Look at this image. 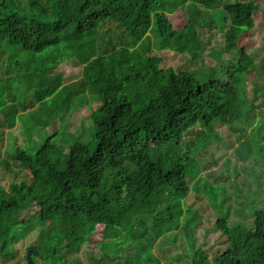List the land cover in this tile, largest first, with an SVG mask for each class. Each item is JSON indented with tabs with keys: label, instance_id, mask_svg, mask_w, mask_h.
<instances>
[{
	"label": "trees",
	"instance_id": "1",
	"mask_svg": "<svg viewBox=\"0 0 264 264\" xmlns=\"http://www.w3.org/2000/svg\"><path fill=\"white\" fill-rule=\"evenodd\" d=\"M227 1L214 0L208 9ZM184 5L189 20L177 29L170 14ZM202 8L192 0H0L1 52L21 46L43 54L65 44L77 54H88L92 43L97 45L96 55L83 67L87 92L74 97L73 103L77 109L91 99L100 101L90 113L92 138H75L68 152L53 136L33 151L0 152V169L12 179L7 186L0 184V220L6 218L0 233V264L15 257L17 244L37 224L55 221L69 226L70 242L49 254L29 246L24 264H72L71 256L83 252L100 224L105 225V237L93 264H264V209L254 213V229L233 226L229 215L218 211L217 224L231 248L215 260L202 248L166 253L173 246L170 235L178 230L194 246L195 227L201 220L193 224L196 212L187 202L190 189L198 196L207 195L216 209L220 205L215 184L219 172L196 177L190 165L197 161L193 146L199 139L221 140L213 127L218 122H247L251 100L264 94V57L259 60V74L249 79L252 97L239 63L245 52L239 41L254 25V3L247 0V11L237 23L222 15L208 16ZM151 12L152 25L144 35ZM108 25L122 30L127 41L118 37L109 45ZM207 25L222 29L226 46L235 50L233 57H223L217 65L200 63L198 53L205 46L200 31ZM187 41L196 45L195 51ZM154 48L191 53L200 65L165 72L157 62L145 59ZM54 79L46 75L43 83ZM138 94L141 101L134 97ZM8 104L0 103V112L10 130L36 105ZM193 131L197 135L188 137ZM168 143L186 144L187 150L165 151ZM140 151L147 158L140 159ZM236 152L242 161H264V111ZM21 169L29 171L30 181L19 178ZM32 208L36 214L23 220V213Z\"/></svg>",
	"mask_w": 264,
	"mask_h": 264
},
{
	"label": "rangeland",
	"instance_id": "2",
	"mask_svg": "<svg viewBox=\"0 0 264 264\" xmlns=\"http://www.w3.org/2000/svg\"><path fill=\"white\" fill-rule=\"evenodd\" d=\"M203 7L209 15H222L227 22L237 23L247 11V0H228L215 10L208 9L214 0H192ZM254 3V25L248 28L240 37L239 44L245 52L239 59V63L248 79L245 87L250 97L253 92L249 89V79L259 74V60L264 57V0H250ZM171 20L177 29L183 28L188 20V6L184 5L170 14ZM148 34L152 25V12L149 13ZM107 43L117 42L121 37L126 42L125 33L115 25H108ZM106 28V26H105ZM100 34H105L102 30ZM204 40V48L199 54L200 63L205 66L217 65L223 57H233L235 50L225 44V33L220 27L207 25L200 31ZM110 41V42H109ZM123 42V43H124ZM195 51L196 45L186 42ZM137 43L133 46H136ZM97 53V45L92 43L88 54H77L60 44L56 48L43 54H34L23 50L21 46L7 47L4 52L0 51V103L3 101L20 105H28L32 101L35 108L23 113L18 117L17 126L10 130L4 115L0 112V152L12 154L16 148L33 151L47 137H54V141L64 152H68L75 138L89 141L94 132L90 113L100 106V101H92L74 108L73 99L87 92V82L83 76V67L90 57ZM147 61L157 62L162 70L168 72L170 68H198L200 63H195L191 53H180L167 49L154 48L146 53ZM47 76H55V79L45 84ZM263 84L264 87V78ZM37 93V98H36ZM141 94L134 96L141 101ZM14 101V102H13ZM41 101V102H37ZM75 101V99H74ZM21 103V104H19ZM7 105V106H8ZM7 106L4 108L6 109ZM264 111V94L257 99L251 100V110L247 122H238L230 125L222 122L213 127L220 134L221 140L212 139L205 142L199 139L193 146L192 153L196 162L190 165L194 167L196 177L204 176L210 171H218L215 184L220 191V205L217 207L210 202L209 197L197 195L194 190H189L187 202L191 212L195 214L197 223L194 232V246L189 244V237L182 230L170 235L169 240L173 246L167 249V254L181 253L185 250L202 248L207 251L211 259L223 254L231 248L228 237L220 230L217 219L220 212L229 215L233 226L244 225L251 229L255 227L254 213L264 209V161H242L236 148L249 137L259 123ZM55 119V120H54ZM51 122V123H49ZM46 123L48 128L44 130ZM201 127V126H200ZM198 128V131L200 130ZM197 135L193 131L188 137ZM3 139V142H2ZM149 146H152L149 143ZM186 144L177 145L168 143L164 146L165 151L184 153ZM140 159L147 158L145 151L138 153ZM0 169V184L7 186L10 179ZM20 179L31 180L29 171L20 170ZM214 179V178H212ZM193 182L189 185L191 186ZM36 214L32 208L24 212L23 220H29ZM6 223V218L0 220V233ZM70 228L67 224L58 221L37 224L28 236L16 246L15 257L9 258L7 264H24V255L29 246H38L44 254H49L56 247L64 248L70 242ZM105 237V225L100 224L98 231L92 236L91 242L84 246L83 252L72 255V264H93L92 259L100 255L99 242ZM0 244V251H1ZM65 253V251L63 250ZM159 254L158 250H155ZM36 260V257L34 258Z\"/></svg>",
	"mask_w": 264,
	"mask_h": 264
}]
</instances>
